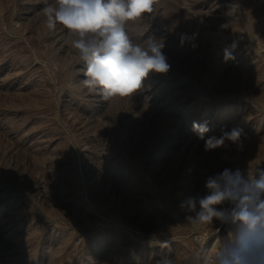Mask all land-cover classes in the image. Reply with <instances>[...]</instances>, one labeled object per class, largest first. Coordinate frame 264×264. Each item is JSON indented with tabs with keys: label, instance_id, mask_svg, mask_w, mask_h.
I'll return each mask as SVG.
<instances>
[{
	"label": "rangeland",
	"instance_id": "1",
	"mask_svg": "<svg viewBox=\"0 0 264 264\" xmlns=\"http://www.w3.org/2000/svg\"><path fill=\"white\" fill-rule=\"evenodd\" d=\"M254 2L264 4L158 0L154 16L128 31L162 40L169 71L149 74L131 97L105 100L82 88L86 65L66 30L47 29L42 0H0V264H155L183 246L195 251L197 237L211 244L224 234L216 220L215 230L194 231L180 205L205 195L206 178L225 168L264 169L256 152L264 153V37L255 33L264 8L253 12ZM242 22L244 33L233 27ZM224 25L226 37L217 33ZM227 48L232 69L215 74ZM256 69L259 77L244 74ZM205 121V140L243 129L244 151L230 141L205 151L193 131ZM253 151L255 160L246 157ZM100 184L94 194L90 185ZM113 186L124 200L119 218L107 213ZM154 238L169 247L150 246Z\"/></svg>",
	"mask_w": 264,
	"mask_h": 264
},
{
	"label": "clouds",
	"instance_id": "2",
	"mask_svg": "<svg viewBox=\"0 0 264 264\" xmlns=\"http://www.w3.org/2000/svg\"><path fill=\"white\" fill-rule=\"evenodd\" d=\"M42 2L47 29L55 30L59 25L73 37L71 46L86 65L80 69L84 77L80 84L87 92L98 93L105 100L131 97L143 88L149 74L169 71L162 40L152 36L137 40L128 31L130 24L154 16L158 0ZM185 39L182 36L181 43ZM224 59H234L228 49L224 50ZM210 130L207 121L193 122V131L201 140ZM243 134L238 127L222 130L219 137L205 140V151L224 146L226 141L242 151ZM204 187L205 195L189 197L181 203L185 220L194 231L219 221L224 234L220 230L214 232L211 244L197 237L200 244L195 251L183 257L164 256L155 264H264V169L250 167L245 174L225 168L208 176ZM169 244L168 240L156 238L150 242V246L161 248H168Z\"/></svg>",
	"mask_w": 264,
	"mask_h": 264
},
{
	"label": "bare ground",
	"instance_id": "3",
	"mask_svg": "<svg viewBox=\"0 0 264 264\" xmlns=\"http://www.w3.org/2000/svg\"><path fill=\"white\" fill-rule=\"evenodd\" d=\"M177 1V0H176ZM251 1V0H250ZM252 1H254V0H252ZM256 2L258 1V0H255ZM260 1V0H259ZM255 3V2H254ZM252 5V4H251ZM255 5V6H254ZM254 5H252V6H254V7H252V6H250V7H252L251 9H253V12H258L259 13V11H260V9H263L264 8V4H259V3H255ZM250 9V10H251ZM249 13H252V12H250L249 11ZM259 16V15H258ZM220 18V17H219ZM252 19V18H251ZM231 21V20H230ZM241 21V20H240ZM240 21H236V22H240ZM258 21V20H257ZM234 22V21H233ZM252 22H256V21H252ZM263 22V21H262ZM207 23V22H206ZM232 23V22H231ZM243 23V22H242ZM251 23V22H250ZM233 24V23H232ZM231 24V25H232ZM253 24V23H252ZM178 25H180V24H178ZM183 25V24H182ZM200 25V24H199ZM237 26H234L233 25V27L235 28V27H237L239 30H240V28H241V31H243L244 29H243V27H245V26H243L244 25V23L243 24H236ZM184 26H185V24H184ZM225 26V25H224ZM227 26V25H226ZM225 26V27H226ZM230 26V25H229ZM257 26V25H256ZM232 27V26H231ZM263 27V26H262ZM179 28H181V27H179ZM233 28V29H234ZM249 28V27H248ZM260 28V27H259ZM187 29L188 28H185L184 27V29H183V31L184 30H186V32H187ZM191 29V28H190ZM189 29V30H190ZM204 29V28H203ZM230 29V27H226V28H222L221 27V29L219 30V32H217V33H219L222 37H226V35L224 36V34L227 32V30H229ZM237 29V30H238ZM243 29V30H242ZM200 31H201V29H199ZM218 30V29H217ZM231 30H232V28H231ZM235 30V29H234ZM245 30H246V28H245ZM202 32V31H201ZM212 32V31H211ZM215 32V31H214ZM230 32V31H229ZM229 32H228V34L227 35H230L229 34ZM237 32V31H236ZM188 33V32H187ZM186 33V34H187ZM196 33H198V31L196 32ZM243 33H244V31H243ZM255 33H257L259 36H261V38L262 37H264V29L262 30V31H260L259 29L258 30H256L255 31ZM185 34V33H184ZM185 34V35H186ZM256 34V35H257ZM189 35V34H188ZM190 35H191V33H190ZM197 35H199V37H196V38H200L201 40H202V44L203 45H205L204 43H203V41L205 40V38H206V36L205 35H202L201 33H199V34H197ZM218 35V34H217ZM217 35H215V36H217ZM254 35V34H253ZM221 37V38H222ZM199 39V40H200ZM223 39V38H222ZM225 39V38H224ZM263 40V39H262ZM211 41H213V40H211ZM218 41V40H217ZM225 41V40H224ZM201 42V41H200ZM206 42V41H205ZM208 42H210V41H208ZM217 43V42H216ZM221 43V42H220ZM223 43V42H222ZM226 43V42H225ZM228 43H229V40H228ZM239 44H240V42H239ZM238 44V45H239ZM208 45H210V44H207L205 47H207ZM215 45V44H214ZM223 45V44H222ZM226 45V44H225ZM221 46V45H220ZM210 47V46H209ZM225 47V46H224ZM240 47V46H239ZM211 48V47H210ZM219 49V48H218ZM228 49V48H227ZM208 50H209V48H208ZM215 52V51H214ZM217 52H219V51H217ZM224 52V51H223ZM223 52H221V53H223ZM232 52V51H231ZM219 56V55H218ZM217 56V57H218ZM242 56V55H241ZM240 57V56H239ZM244 57V56H243ZM246 57V56H245ZM251 57V56H250ZM216 58V57H215ZM236 58V57H235ZM238 59V58H237ZM237 59H236V61H237ZM217 60V59H216ZM241 60V59H240ZM246 59L244 58V61H245ZM247 61V60H246ZM251 61V60H250ZM217 64H218V60H217V62H216ZM219 63L220 64H222V67L221 68H219L218 69V71H216L215 72V74H218V75H221V73H223V72H226V71H229V67H230V63L227 61V63L226 62H224L223 61V59H221L220 61H219ZM238 63V62H237ZM245 63H249V62H245ZM250 64V63H249ZM174 65V64H173ZM240 65V64H239ZM255 65V64H254ZM250 66V65H249ZM253 66V65H252ZM256 67V66H255ZM231 68V67H230ZM232 69V68H231ZM244 69V68H243ZM246 69V68H245ZM200 70V69H199ZM257 70V69H256ZM253 71V70H251V73H248L247 71V73L245 72L244 74L246 75V76H248V78L249 79H251V77H255V76H258L259 77V75L258 74H260L259 73V71L257 70V71ZM260 70V69H259ZM231 71V70H230ZM228 74V73H227ZM243 74V73H242ZM237 76H240L241 77V74H240V72L238 71V73H237ZM243 76V75H242ZM261 76V75H260ZM233 77V76H232ZM244 77V76H243ZM247 78V79H248ZM238 79H239V77H238ZM241 79H243V78H241ZM241 79H239V84L240 85H242L241 83H243L242 81H241ZM246 80V79H245ZM258 80V79H257ZM237 82H238V80H236ZM231 82V81H230ZM235 82V81H234ZM236 82V83H237ZM257 82H259V83H257L256 85H255V90L257 91L258 89H260V87H261V81H257ZM223 83V82H222ZM228 83V82H227ZM235 83V84H236ZM253 83V82H252ZM229 84V83H228ZM228 84H227V86H228ZM238 84V85H239ZM239 85V86H240ZM249 85V84H248ZM253 85V84H252ZM225 86H226V84H225ZM232 87L233 89H234V85H233V83L232 84H230L229 85V87ZM250 86V85H249ZM249 86H248V88H249ZM219 87V86H218ZM221 87V86H220ZM229 87H228V90H229ZM247 87V86H246ZM252 87V86H251ZM250 87V88H251ZM235 88H237V85L235 86ZM262 88V87H261ZM218 89V88H217ZM226 89V88H225ZM232 89V90H233ZM238 89V88H237ZM239 90V89H238ZM253 90V89H252ZM263 91V90H262ZM253 96V95H252ZM121 111V110H120ZM147 111V110H146ZM148 112V111H147ZM122 113V112H121ZM116 115L117 116H120V112H116ZM115 114H114V116L113 117H115V119L117 118V116H116ZM111 119H113V118H111ZM114 120V119H113ZM117 120H118V118H117ZM166 121V120H165ZM116 122V121H115ZM162 124V123H161ZM159 128V127H158ZM159 131V130H158ZM150 132V131H149ZM142 134H148V131H146V130H142V132H141ZM149 135V134H148ZM147 136V135H146ZM140 137H142V136H139V138ZM149 137V136H148ZM250 137V136H249ZM138 138V137H137ZM242 138V137H241ZM253 138V137H252ZM141 139V138H140ZM192 139V138H191ZM114 142V141H113ZM248 142V141H247ZM246 142V143H247ZM255 144V143H254ZM113 145V144H112ZM257 145V144H256ZM18 146V145H17ZM246 146V145H245ZM244 146V147H245ZM248 147V146H247ZM255 147V146H254ZM257 147V146H256ZM245 149V148H244ZM257 149H259V148H257ZM262 149H263V147H262ZM219 150V149H218ZM256 150V149H255ZM215 151V150H214ZM244 151V150H243ZM242 151V152H243ZM250 151V150H249ZM256 152H258V155L261 157V158H264V153H262L263 151L262 150H256ZM256 152H249L248 154H247V158L249 157V158H251L252 157V159H253V157L255 158V156H257L256 155ZM115 153V152H114ZM228 154V153H227ZM231 154V153H230ZM244 154H245V152H244ZM263 156V157H262ZM260 157H259V159H260ZM227 158V157H226ZM137 159V158H136ZM229 159V158H228ZM256 159V158H255ZM255 159H253V160H255ZM258 159V160H259ZM216 162V161H215ZM238 162V161H237ZM223 169V168H222ZM230 169V168H229ZM261 169V168H260ZM104 173V172H103ZM101 179V178H100ZM101 182V181H100ZM99 182V183H100ZM202 184V183H201ZM101 185L102 184H100V186L99 185H90V189L91 190H93L94 192V194H101L100 193V190H101ZM105 186V185H104ZM117 187V186H116ZM120 187V186H119ZM114 188V186L110 189V192H109V194H110V196H109V194H107L109 197L107 198L106 196V201H108V203H110L109 204V207L107 208V213H109V214H112L113 216H118V218H119V216H120V211H121V209H120V206L122 205H120V203L122 202V200L123 199H121V196H119L117 193H116V191L113 189ZM119 189V188H118ZM105 193V192H104ZM119 193V192H118ZM102 195V194H101ZM106 195V194H105ZM121 195H123V194H121ZM129 195V194H128ZM121 201V202H120ZM124 201V200H123ZM106 203V202H105ZM127 209L132 213V215L135 213H133V209L134 208H131V206L130 207H128L127 206ZM135 211V210H134ZM136 215V214H135ZM121 218V217H120ZM133 218H134V216H133ZM138 221V220H137ZM146 223V222H145ZM135 224V223H134ZM147 224V223H146ZM150 225V224H149ZM149 225H148V228H149ZM146 232V231H145ZM117 237V236H116ZM67 239V241L70 239V236H68V237H66ZM102 242V241H101ZM104 242V241H103ZM102 242V243H103ZM123 244V243H122ZM92 245V244H91ZM116 247V246H115ZM118 248H120V247H118ZM121 249V248H120ZM65 250V249H64ZM105 252V251H104ZM121 252V251H120ZM103 253V252H102ZM100 254L101 255V257L102 256H104L105 254H107V255H112V252L111 251H109V252H106V253H104V254ZM187 253V251L184 249V246H183V248H181V249H178L177 250V252H174V253H171V254H168L167 256H169L170 258H175V256H181V257H183L185 254ZM188 254V253H187ZM65 256V255H64ZM116 257V256H115ZM56 261V260H55ZM114 264V263H113ZM116 264H118V263H116Z\"/></svg>",
	"mask_w": 264,
	"mask_h": 264
}]
</instances>
